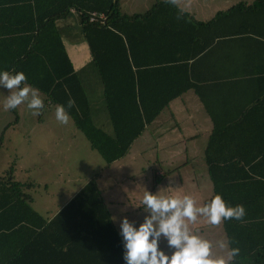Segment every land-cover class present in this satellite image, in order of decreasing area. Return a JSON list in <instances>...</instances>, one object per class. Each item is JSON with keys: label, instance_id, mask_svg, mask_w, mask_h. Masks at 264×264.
<instances>
[{"label": "trees", "instance_id": "16d2710c", "mask_svg": "<svg viewBox=\"0 0 264 264\" xmlns=\"http://www.w3.org/2000/svg\"><path fill=\"white\" fill-rule=\"evenodd\" d=\"M32 3L31 20L13 25L8 37L0 39V69L24 72L27 83L46 96L45 106L66 105L73 99L74 106L67 109L69 117L107 166L126 156L146 126L173 100L193 89L188 64L214 41L215 37L209 40L205 36L216 19L264 8V0L250 6L239 4L215 20L201 23L171 0L133 16L122 13L120 0ZM72 10L81 16L93 65L103 84L111 134L94 124L81 77L57 31L56 21L65 19ZM94 12L107 17L105 24L90 22ZM155 45L168 50L166 55L172 51L176 55L141 63L138 51L152 50ZM141 69L155 73L152 79L160 82L155 90L140 86L134 70ZM122 82L130 86L121 87ZM149 95L153 102H148ZM11 111L17 113L16 109ZM225 129L232 131L234 126ZM250 172L216 168L210 163L214 195L220 194L227 205L240 204L245 209L241 220H222L229 248L239 249L229 264H250L249 260L264 258V177L257 180ZM13 173L14 168L0 176V264H125L122 237L94 180L47 221L32 207L28 190L34 184L16 181Z\"/></svg>", "mask_w": 264, "mask_h": 264}, {"label": "crops", "instance_id": "0c3cea01", "mask_svg": "<svg viewBox=\"0 0 264 264\" xmlns=\"http://www.w3.org/2000/svg\"><path fill=\"white\" fill-rule=\"evenodd\" d=\"M160 1L164 0L154 1L153 5L144 13H122L129 16L145 14ZM171 1L182 11L190 14L196 21L201 23L213 21L220 13L226 12L239 4L250 6L256 2V0ZM32 5V0L30 3H28V0H0V39L8 37L7 31L12 30L13 25L19 26L31 20L30 10ZM216 20L213 27L208 32L206 30L207 34L205 36L209 40L215 37L214 41L204 53L188 64V74L190 82L193 84V89L173 100L169 104V107L161 113L162 115L164 112L169 111L171 128H161L165 126V123L160 124L158 122L161 117L160 115L152 124L146 126L143 134L132 144L129 153L113 163L116 164L124 161L135 147H140L144 153L147 151L157 152L158 155L154 158L156 163L159 160L162 161V151L170 150L173 156L170 158L169 167L173 168L174 172L180 174L181 171L179 169H187L188 167L194 170V180L190 183L195 187L193 188L194 190H191L190 196L193 197L196 206H203L214 196L213 182L209 173L210 163L216 168L245 169L249 172L250 170H256L258 173L250 172L253 178L257 180L258 178H262L260 179L262 181L264 177V8L250 11L240 10ZM56 27L63 46L73 64V68L81 77L89 104L91 101L87 93V86L92 90L97 89L99 91V102L101 95L103 99L102 103L106 105L103 84L93 65V57L83 32L80 14L72 10L65 19L56 21ZM152 33L158 37L155 32ZM157 47H154L152 50H139V61L141 63L144 61H157L176 55L174 54L176 52L172 51L167 56L168 50L165 52L160 47ZM134 72L138 74V83L146 90H155V87L160 83L152 79L155 76L154 72L149 71L150 73L147 74L145 69L134 70ZM91 83L94 84V88L91 86ZM129 86L130 83L125 86V83L122 82L121 87ZM148 97V102L154 101L153 96L149 95ZM53 106L51 103L46 105L44 112H50L51 115L48 113L46 116L43 115L42 120H40L42 124H36L37 126L29 124L31 129L27 135L30 137L28 142L25 141L26 136L22 135V138L23 140L25 139L28 151L31 150V147L28 145L29 142L34 145L33 148L36 146V149H33L34 152L41 150L42 156H45L44 158L42 157L43 159L41 158L42 162L48 160L52 164H57L62 161L64 165L65 156H60V154L65 152L66 142L64 135H61L57 129V126H60V122L56 121L55 112L54 114L51 112L52 109L50 107ZM90 111L94 124L107 134H111L112 129L108 131L103 125L100 126L95 123L91 104ZM16 112L14 114L11 111L12 116L10 117L9 115L6 118L7 121L0 129V133L2 131L0 135L1 140L9 133L16 135L22 123L27 122L25 118L26 114L22 108L18 106ZM16 116L18 117V121L14 123ZM231 124L234 126V130L226 131L225 126ZM65 125L70 128L68 122ZM71 129L73 131L74 127ZM167 131L171 132L169 140L163 143L162 136ZM63 132H65L64 129ZM13 139L16 143L20 144L18 139H15V137ZM10 142L12 141L10 140ZM2 147L3 145H0V150ZM29 153L32 154L31 152ZM17 160H20L19 157ZM31 160L36 161L34 158H31ZM50 167L52 165L47 168ZM13 168L15 173L17 167ZM31 168L29 166L28 170L22 169L32 174ZM46 173L48 175L49 171ZM58 175L59 178L63 179L65 172L61 171ZM163 175L165 176L161 171H156L155 173L156 179L163 177ZM199 177L202 178V181H199ZM14 178L16 181L21 182L20 178L17 179V176L14 175ZM132 178H135V176ZM92 180L96 182L113 221L110 205L107 204L105 194L101 190L100 182L102 181V177L99 176L95 178L89 176L83 184H79V180L75 179L72 184L77 182L79 186L72 187L70 190L66 187L60 188L61 193L58 191V196L42 202H38L30 192L37 187L41 188V185L43 189L49 190L51 185L57 186L60 181L45 180L39 183L32 180L30 183L34 184V186L28 190V193L32 197V207L44 219L51 221ZM69 184L72 185L71 183ZM113 187L115 185H108L106 187V192L111 195L110 204H123V206L125 202L131 204L128 196L125 197L126 201L115 199L114 195L111 194L114 191ZM136 187L134 186L131 191L132 196L138 193V186ZM178 195H180L179 197H183V195L181 196V191L178 192ZM200 218L202 220H198L195 223L197 229L201 228L202 231L204 228L209 230L215 227L219 232L218 240L223 239L227 241L225 232L222 230V221L220 224L213 226L207 223L206 218ZM115 227L120 233L118 227L116 225ZM213 236L209 235L210 242H212L211 237ZM216 241L214 242L216 243ZM213 247L214 245L211 251ZM228 250H230L229 246L227 252ZM223 252L225 253V251ZM212 255L218 256L216 254ZM223 256L227 259V255ZM249 261L250 264H264V258Z\"/></svg>", "mask_w": 264, "mask_h": 264}, {"label": "rangeland", "instance_id": "374dc122", "mask_svg": "<svg viewBox=\"0 0 264 264\" xmlns=\"http://www.w3.org/2000/svg\"><path fill=\"white\" fill-rule=\"evenodd\" d=\"M154 1L156 0H120V7L122 9V12L125 14L144 13L147 9H149V7H151V5H153ZM91 86L94 88L93 83H91ZM98 92L99 91L97 89L92 90L87 86V93L91 101L90 104L94 121L97 125H103L104 127H106L105 129H107L108 131L112 129L113 132L111 121L106 110V105L102 103L103 99L101 98V95L99 102ZM39 93L45 104L46 96L41 92ZM7 95L8 90L0 88V129L7 121L6 118L9 115L10 117L12 116L10 109L4 110L2 107L4 97ZM19 107L22 108L23 112L26 114L25 118L27 119V122L25 121L22 123L19 132H17L16 135H12V133H9L8 135L4 136V139L1 140L0 138V145H3L2 149L0 150V176L7 173V171L16 166L17 168L15 169L14 175L18 177L17 179L20 178L21 182L30 183L32 180L39 183H41L40 181L45 180L60 181L59 185L57 186L51 185L49 190L43 189L41 185V188L37 187L32 192H30V194H33L38 202H42L47 199H52L54 196H58V191H60V188L66 187L70 190L72 187L75 188L79 186V184L85 183L89 176L94 178L96 176L102 177V181L100 182L101 190L103 194H105V200L107 204L110 205L111 212L113 214V221L120 230V221L124 217H127L130 222H134L136 225H138L143 221L144 216L147 215L142 204V197L145 190L153 193L160 190V194L177 197L180 196L178 195V192L180 191L181 196H184L190 195V192H192L191 190H194L193 188L195 186L191 185L190 183L192 180H194V170L188 167L187 169H179L181 171L180 174L174 172L173 168L169 167L170 158L173 156L169 148H167L169 151L166 150L165 152H161L162 161L159 160L158 163L154 161L155 156L158 155L157 152L147 151L146 153H144L142 152V149L140 147H135L131 151L129 156L124 159V161L107 166L104 158L97 151L93 150L90 147V143L84 136V134L81 133L78 129H75V124L70 117L68 121V124H70V128L61 123L60 126H57L59 133L61 135H64V139L66 142V150L64 153L60 154V156H65L64 165L62 161L57 164H52L48 160L42 162L41 158L43 157V153L41 152V150H39L38 152H34L33 149H36V146L35 148H33L34 145L30 144L29 142L28 145L31 147V150L28 151V147H26L25 144L30 139V137L27 136L30 133V125L35 126L36 124H42V121L40 122V120H42L43 115H47L48 112H44L46 106L44 105V107L40 110L39 115H33L32 110L28 109L23 103L19 105ZM55 107L56 106L50 107L53 114L55 112ZM48 114L51 115L50 112ZM158 122L160 124L165 123V126L161 127L162 129H170L171 120L169 111L164 112ZM73 127L74 130L72 131L71 128ZM63 129L65 132H63ZM170 133L171 132L167 131L162 136L163 143H165V141L168 142ZM22 135H24V137L26 136V140L24 139L26 142L23 140ZM14 137L15 139H18L20 144L15 142V140L13 139ZM10 140L12 142H10ZM29 152L34 153L30 154ZM18 157L20 160H17ZM30 157L36 159V161H32ZM50 165H52V167L47 168ZM29 166L30 168L34 166L33 168H31L33 171L32 174H30V172H26L25 170L23 171L22 169L24 168L28 170ZM199 170L202 171L201 169ZM47 171H49L48 175L46 173ZM61 171L65 172V177L63 179L59 178L58 175V173ZM156 171L163 172L165 176L163 175V177H158L159 179L155 180L154 176ZM133 176H135V178H132ZM75 179L79 180V184H77V182L72 184ZM70 180L72 181L70 182ZM199 181H202V178L199 177ZM69 183H71L72 185H70ZM108 185H115V187H113L114 191L111 192V194L114 195L115 199L126 201L125 197L128 196L131 204L127 202H125L124 206L123 204H110L109 200L111 198V195L110 193L106 192V187ZM134 186L135 188H137L136 186H138V193L137 195L132 196L131 191L133 190ZM59 193H61V191ZM198 220L201 221L202 219L198 217L195 222H188L190 233L200 236L201 238L208 241L210 240L209 235H214L213 237H211V244L212 246L214 245L211 254H216L218 256L227 255V248L223 250L219 249L214 242L219 238L218 230L215 227L209 230L204 228L202 230L204 231V233H202L201 228L197 229L195 227V223ZM222 230H224V227ZM159 246L166 252L171 251L167 247L166 240H164L163 238H161ZM223 251H225V253Z\"/></svg>", "mask_w": 264, "mask_h": 264}, {"label": "clouds", "instance_id": "9594fccd", "mask_svg": "<svg viewBox=\"0 0 264 264\" xmlns=\"http://www.w3.org/2000/svg\"><path fill=\"white\" fill-rule=\"evenodd\" d=\"M0 88L8 90L2 102L4 110L16 109L23 103L33 115H39L44 107L39 89L27 83L22 71L0 69ZM74 104V100L69 98L66 105H56L55 119L66 124L69 121L67 109ZM142 204L147 215L141 223L136 225L127 217L120 221L125 264H229L238 254V248H231L227 259L213 256L211 242L191 234L188 222L203 217L208 224L215 226L222 220H241L245 215L243 205H227L222 196L216 194L203 206H196L190 195H163L160 190L155 193L145 190ZM161 238L166 240L170 252L159 246ZM216 245L222 250L228 248L227 241L223 239L217 240Z\"/></svg>", "mask_w": 264, "mask_h": 264}, {"label": "built area", "instance_id": "2783aa9c", "mask_svg": "<svg viewBox=\"0 0 264 264\" xmlns=\"http://www.w3.org/2000/svg\"><path fill=\"white\" fill-rule=\"evenodd\" d=\"M107 17L104 14L94 12L90 16V22L105 24Z\"/></svg>", "mask_w": 264, "mask_h": 264}]
</instances>
